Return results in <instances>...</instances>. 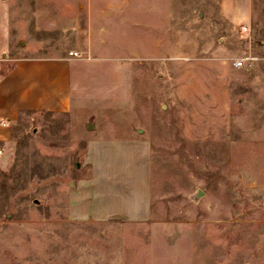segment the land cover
<instances>
[{"label":"rangeland","instance_id":"obj_1","mask_svg":"<svg viewBox=\"0 0 264 264\" xmlns=\"http://www.w3.org/2000/svg\"><path fill=\"white\" fill-rule=\"evenodd\" d=\"M109 1L132 15L98 22L114 37L91 59L90 0H0V73L32 45L83 73L72 111L0 139V264H264V0ZM113 137L151 142V215L74 219L88 142Z\"/></svg>","mask_w":264,"mask_h":264},{"label":"crops","instance_id":"obj_2","mask_svg":"<svg viewBox=\"0 0 264 264\" xmlns=\"http://www.w3.org/2000/svg\"><path fill=\"white\" fill-rule=\"evenodd\" d=\"M90 1L89 22L84 27H76L82 39L79 48L86 49L91 59H109V52L95 45L109 43L114 32L98 22L117 20L123 25L132 11L126 10L122 3L109 1L96 8L99 0ZM250 11V1H247L238 17L246 19ZM117 40L126 42L127 39L123 34ZM39 48L32 45L0 73V139L8 138L10 124L23 113H66L77 106L83 73L78 68L77 56L70 55V51L76 50L54 53L38 52ZM151 156V142L146 138L89 140L86 154L89 174L71 189V217L80 220L148 219L152 203Z\"/></svg>","mask_w":264,"mask_h":264},{"label":"built area","instance_id":"obj_3","mask_svg":"<svg viewBox=\"0 0 264 264\" xmlns=\"http://www.w3.org/2000/svg\"><path fill=\"white\" fill-rule=\"evenodd\" d=\"M244 29L246 30L247 27L245 26ZM78 54L79 53L77 51H70V55L78 56ZM246 59H247L246 57L240 58L239 60L235 62V65L238 67L243 66L245 64ZM0 154H1V150H0Z\"/></svg>","mask_w":264,"mask_h":264},{"label":"water","instance_id":"obj_4","mask_svg":"<svg viewBox=\"0 0 264 264\" xmlns=\"http://www.w3.org/2000/svg\"><path fill=\"white\" fill-rule=\"evenodd\" d=\"M93 128V124L90 122L89 123V129H92ZM142 129H139V131H141ZM202 195V191L200 190L197 194V197H200Z\"/></svg>","mask_w":264,"mask_h":264}]
</instances>
